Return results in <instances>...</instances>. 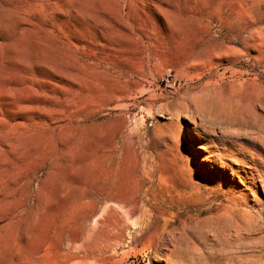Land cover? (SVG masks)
Segmentation results:
<instances>
[{"label": "rangeland", "instance_id": "obj_1", "mask_svg": "<svg viewBox=\"0 0 264 264\" xmlns=\"http://www.w3.org/2000/svg\"><path fill=\"white\" fill-rule=\"evenodd\" d=\"M255 78L264 0H0V264H264Z\"/></svg>", "mask_w": 264, "mask_h": 264}, {"label": "bare ground", "instance_id": "obj_2", "mask_svg": "<svg viewBox=\"0 0 264 264\" xmlns=\"http://www.w3.org/2000/svg\"><path fill=\"white\" fill-rule=\"evenodd\" d=\"M254 7H257L258 2L254 3ZM253 7V8H254ZM243 14V12H241ZM246 13V12H245ZM241 14L238 13L235 18L238 19V17ZM236 20V19H235ZM234 20V21H235ZM232 22H229L227 20V24H230ZM234 24V23H233ZM256 81H253V90L251 95L249 96V105L248 107H242V116L235 117V119L230 120L227 123V130L229 133V141L231 144V147L239 146L237 143L239 140H242L246 138L248 142L254 146V147H263L264 148V82L259 81L257 78H255ZM256 87L260 88V91L256 93ZM209 96V95H208ZM211 100H213V97H210ZM210 98H206V96H203L202 100L204 103L210 102ZM202 103V101H199V103ZM259 110V112H257ZM246 116V119L244 117ZM245 119V120H244ZM243 125H246V128H243ZM225 132V131H224ZM246 149H241L240 152L250 160L252 163L260 164V166L264 169V162H259L257 158L251 153L249 154V151L245 152ZM248 153V154H247ZM143 175L146 178L148 176V172L143 169ZM264 187V186H263ZM218 196V195H217ZM216 200V196H210V198L202 205L201 207L192 208L189 211L192 213V215L200 216L205 215L206 218H212L214 216L215 218H218L220 216L219 213H211V210L208 208H204V206L211 201ZM222 204H218V207H220ZM216 206V209L218 208ZM229 207V206H228ZM238 209V208H237ZM237 209H231L230 212H228V215L230 218H237Z\"/></svg>", "mask_w": 264, "mask_h": 264}, {"label": "built area", "instance_id": "obj_3", "mask_svg": "<svg viewBox=\"0 0 264 264\" xmlns=\"http://www.w3.org/2000/svg\"><path fill=\"white\" fill-rule=\"evenodd\" d=\"M160 84L168 90H178L183 86L182 81L172 72H167L160 79Z\"/></svg>", "mask_w": 264, "mask_h": 264}]
</instances>
